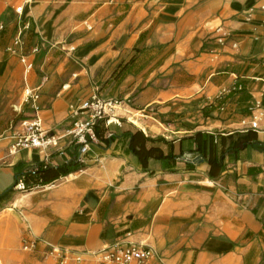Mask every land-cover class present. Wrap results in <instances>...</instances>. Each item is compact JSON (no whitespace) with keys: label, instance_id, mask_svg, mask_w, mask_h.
Instances as JSON below:
<instances>
[{"label":"crops","instance_id":"0c3cea01","mask_svg":"<svg viewBox=\"0 0 264 264\" xmlns=\"http://www.w3.org/2000/svg\"><path fill=\"white\" fill-rule=\"evenodd\" d=\"M21 1L0 0V113L6 108L4 92L23 73L18 55L6 48L26 23L23 52L33 68L22 89L26 85L39 97L11 104L15 123L0 133L1 206L17 207L16 175L32 163L59 166L81 154L75 142L62 137L59 150L20 147L9 155L19 122L37 114L46 129L63 135L70 127V106L100 88L120 92L125 102L132 101L131 107L125 104L131 110L157 106L167 133L157 125L139 129L172 141L175 154L182 147L180 159L193 163L171 172L166 163L151 160L143 169L117 139L106 148L90 143L81 155L83 167L70 172L74 178L61 176L41 194L37 208L45 213L29 209L36 192L21 205L27 216L11 217L9 225L33 244L29 250L40 255L50 246L84 256L118 241L146 243L164 264H264V150L255 147L264 145V0H33L23 6L19 22L14 8ZM132 55L137 64L117 71ZM238 81L244 90L227 96L240 89ZM122 121L101 122L100 135L118 136L134 125ZM234 132H254L255 140L250 135L243 146ZM201 134L206 156L222 147L236 150L215 177L194 151L201 148ZM102 157L114 165L110 181L104 165L100 180L93 181L91 164ZM88 191L98 198L95 206L86 199Z\"/></svg>","mask_w":264,"mask_h":264},{"label":"built area","instance_id":"2783aa9c","mask_svg":"<svg viewBox=\"0 0 264 264\" xmlns=\"http://www.w3.org/2000/svg\"><path fill=\"white\" fill-rule=\"evenodd\" d=\"M33 0H22L19 5L14 8V12L18 16V21H21L23 14V6L31 3ZM264 9V5L261 6ZM252 11V9H250ZM23 21V20H22ZM29 23L17 29V33L13 38L10 45L6 50L10 54L18 55L21 64L23 65V78L26 79L27 74L33 68V63L29 60L28 55L23 52V28H28ZM4 29V24L0 23V34ZM38 49L37 46L32 48L31 52L34 53ZM73 49V47L71 48ZM24 101L34 103L39 94L34 89L25 85L24 89ZM123 100L116 99H103L96 94L92 96L91 101H84L77 106L71 105L69 108L68 116L70 120V127L64 132L63 135L57 134L52 130L46 129L39 115H35L31 119L22 120L19 122V127L14 129L12 134L13 141L8 146V154H15L20 147H33L41 150H48L53 148L59 150L62 146L59 144V140L62 137L68 138L75 144H81L79 149L81 155L87 150V146L91 143L88 142V138L95 141L93 127L98 122L116 123L120 125L118 119L114 118V110L116 107L121 106ZM256 117L250 123V127H256ZM0 159V164L2 163ZM15 189L21 191H27V185L24 178L21 177L14 185ZM32 245L25 244L24 249L32 248ZM88 256L96 258L97 264H164L163 256L159 251L146 243H123L114 242L106 245L103 248L87 252ZM81 257L78 256L77 260Z\"/></svg>","mask_w":264,"mask_h":264},{"label":"trees","instance_id":"16d2710c","mask_svg":"<svg viewBox=\"0 0 264 264\" xmlns=\"http://www.w3.org/2000/svg\"><path fill=\"white\" fill-rule=\"evenodd\" d=\"M4 31V29H3ZM2 31V32H3ZM1 32V33H2ZM232 37V34L229 38ZM135 55H132L128 60L121 62L118 67L117 71H122L123 69L129 67L130 65L134 64L135 62ZM137 64V63H136ZM134 64V66L136 65ZM116 72V71H115ZM3 80V77L0 78V83ZM237 85H240V89L238 90H232L229 92V95L241 92L244 90V83L242 81H238L236 83ZM237 89V88H236ZM110 91L106 88H100L96 95L103 99H116V100H123V96L120 92H116L114 89H111ZM222 104V99L218 100L217 106ZM101 122H98L93 127V132L95 136V141L88 138V142H96L97 145L101 147H108L113 141L117 139V145H119L123 149V153L125 155H132L136 157L138 163L142 166L143 169L149 168V161H162L166 163V169L167 171L175 172L182 168L190 169L193 167V163L189 161L181 160L180 157L183 156V154L186 152V150L180 149L179 154H175L173 152V142L166 140L162 136H149L146 135L141 129L135 127L134 125H131L127 129H124L119 133V135L112 134L107 138H104L100 135L99 131V125ZM6 125H2V128L0 129V133H2L3 129ZM234 134L238 135V140L242 141V145L244 146L247 143L248 136H252L255 140V133H236ZM199 133H196L195 136H198ZM202 136V142H201V148H196L194 151H196L202 159L207 161L209 165L208 174L210 177H215L218 175L220 171L223 170L226 164V159L229 158L236 150L233 148H224L222 147L221 150L215 151L213 155H205V145H206V137L205 134H201ZM193 138L190 137H184L183 139H190ZM210 148L212 147V137H210ZM255 145V144H254ZM81 144H75L74 148L80 149ZM255 147L258 150H264V145H259ZM79 154H74L66 163L59 165V166H51L46 164L45 162H35L32 163L28 168L21 171L16 175V182L19 178L23 177L24 181L27 185V190H30L37 186H43L50 183H53L56 179H58L61 176H65L70 172H75L79 169H81L83 166L81 164V161L78 159ZM16 184V183H15ZM264 221V220H263ZM261 235H263L261 233Z\"/></svg>","mask_w":264,"mask_h":264},{"label":"rangeland","instance_id":"374dc122","mask_svg":"<svg viewBox=\"0 0 264 264\" xmlns=\"http://www.w3.org/2000/svg\"><path fill=\"white\" fill-rule=\"evenodd\" d=\"M15 82L11 86L10 89L6 90L5 96H4V106L6 105L5 111L3 113H0L2 117H0V125H9L15 123L16 113L14 109H12L11 104L16 103L17 100L19 102H22L25 98L24 91L22 89L23 85V73H18L17 76H15ZM163 81V82H162ZM163 86L167 85V80H161ZM186 96V95H185ZM92 97L89 96L84 101H91ZM125 104H129L130 107L132 106V101L130 102H123L121 106L116 107L114 110V118L118 119L120 123L124 124L122 119L125 120V124H134L131 122L127 115L123 112H136L139 114V118L141 119V125L137 126L138 128L144 127L146 131H148V128H152L153 125L160 126V128L165 131L163 127V119L161 120L160 114H157V106L151 105L149 107H146L143 110H131V108ZM181 104V103H180ZM2 106V108H4ZM119 112V113H118ZM19 114V113H18ZM165 114V113H164ZM22 115V114H20ZM17 123V122H16ZM167 133V131H165ZM94 166L92 169L95 172V177L89 176L90 179L93 181H99L100 178L98 176V172H100L103 168V164L100 161H95L93 164ZM92 172V171H90ZM63 179L56 182L55 184H58L62 182ZM93 181H86V184L89 185V187L94 188L99 186L98 184L93 185ZM54 184V185H55ZM70 183H66V185H63V187L69 185ZM62 187V188H63ZM51 190V189H49ZM53 190V189H52ZM29 191H37L40 192V195L35 196L32 199H28L30 201V208L34 209V213H45L46 209L37 208L38 207V201H40L42 198L41 194L46 193L47 190H43V187H35L27 191H21L18 189H15V195L19 197L22 194H25ZM27 200L24 198L19 206L14 208L12 205L7 206H1L0 205V264H97L96 258L84 255L80 256L81 259L77 260V255L72 254H65V250L60 253V251L57 248L48 247V250L44 254H35L34 252H31L29 249H24V245L26 244V240L24 238L20 237V232L18 229L12 228L10 224L11 217H15L17 220H21L20 216H27L25 212H23L22 204L26 203ZM41 205V204H40ZM6 224V225H5ZM53 252V253H52ZM37 259V261H36Z\"/></svg>","mask_w":264,"mask_h":264},{"label":"bare ground","instance_id":"6f19581e","mask_svg":"<svg viewBox=\"0 0 264 264\" xmlns=\"http://www.w3.org/2000/svg\"><path fill=\"white\" fill-rule=\"evenodd\" d=\"M119 113V112H118ZM123 113H125L126 115H127V118L131 121V122H133L134 124H136V125H138V126H140L141 125V119L139 118V114L138 113H136V112H123ZM100 161L103 163V165H104V172H105V176H106V180L107 181H110V172H111V168L114 166L113 165V163L111 162V161H109L108 160V158L107 157H102L101 159H100ZM74 174L73 173H69L67 176H65L63 179H64V181H70V180H72L73 178H74ZM61 184V183H60ZM60 184H58V185H60ZM57 185V186H58ZM53 187V185H45L44 186V188H43V190H48V189H50V188H52ZM37 191H30V192H27V193H25V194H22V195H20L17 199H16V201L14 202V205L15 206H19L20 205V203L22 202V200L24 199V198H27V197H29L31 194H33V193H36ZM34 230H35V232H37V228L36 227H34Z\"/></svg>","mask_w":264,"mask_h":264},{"label":"water","instance_id":"95a60500","mask_svg":"<svg viewBox=\"0 0 264 264\" xmlns=\"http://www.w3.org/2000/svg\"><path fill=\"white\" fill-rule=\"evenodd\" d=\"M86 199L88 200V202L91 206H95L98 202L97 196L92 191L87 192Z\"/></svg>","mask_w":264,"mask_h":264}]
</instances>
